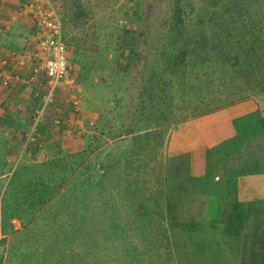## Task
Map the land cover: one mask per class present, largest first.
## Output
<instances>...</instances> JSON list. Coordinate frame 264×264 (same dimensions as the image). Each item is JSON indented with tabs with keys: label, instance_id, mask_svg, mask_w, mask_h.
Masks as SVG:
<instances>
[{
	"label": "trees",
	"instance_id": "1",
	"mask_svg": "<svg viewBox=\"0 0 264 264\" xmlns=\"http://www.w3.org/2000/svg\"><path fill=\"white\" fill-rule=\"evenodd\" d=\"M64 1L69 7L73 4L75 31L79 27L82 31L70 45L75 47L83 74L89 77L96 69L103 71L105 67H95L99 49L88 44L90 38L98 37L97 26L84 29L88 24L81 22L87 13L86 0ZM160 4L170 10L156 44L147 43L150 28L128 27L121 30L119 38L125 62L124 69H119L121 77L125 79L134 70L139 75V68H143L141 81L134 79L141 89L138 111L143 109L148 120L157 114L174 122L224 111L229 126L216 149L207 150V166L215 170L212 181L220 191L211 193L217 202L207 221L200 224L183 218L186 213L179 212V204L172 209L174 202L168 200L159 209L164 223L161 234L153 228L151 231L150 225L141 229L149 218V205L145 204V211L128 205L137 215L139 232L148 239L142 256L136 259L139 250L134 253L133 248L127 254L134 257L132 264H264V117L252 99L264 94V0H161ZM153 54L159 59L154 61ZM151 63L154 68L150 70ZM121 82L125 87L123 79ZM88 157L86 151L75 153V174L87 166ZM49 162L57 165L49 160L45 163ZM6 165L7 159L0 157V170ZM25 170L31 175L29 183L16 175L13 188H36L28 193L17 187L19 200L36 196L47 185L41 182L42 174L35 164ZM214 176L219 177L217 182ZM240 183L253 199L241 197ZM130 228L128 225L125 232L128 239ZM79 240L75 237V245L81 243Z\"/></svg>",
	"mask_w": 264,
	"mask_h": 264
},
{
	"label": "rangeland",
	"instance_id": "2",
	"mask_svg": "<svg viewBox=\"0 0 264 264\" xmlns=\"http://www.w3.org/2000/svg\"><path fill=\"white\" fill-rule=\"evenodd\" d=\"M53 1L59 9L62 21L65 23L64 32L71 41L78 32H82L79 30L80 27L75 31V23L73 22L75 15L71 9L73 4L70 3L69 7L67 1ZM160 2L161 0H86L83 1V4L87 6V13L81 17V22L88 24L84 29L97 26L98 37L90 38L88 44L92 48L96 46L99 49L98 55H95L97 58L95 67H105L103 71H98V69L92 71V75L89 77L83 74L84 87L89 94H95L96 103H103V100L108 97L110 99L124 94L125 96L123 95L121 100L116 101L115 108L121 105L124 111L125 107L126 114L123 117L114 118L111 113V121L113 122V119L118 120L117 126H120L123 119V122L127 124L129 133L133 130L144 131L151 128L155 132L154 137L165 135V131L157 130V127L165 126L175 119L169 120L171 117H167L168 120L166 121L161 119V115L153 114L151 120H148L143 116V109L141 113L138 111V98L141 89L138 81L134 79L141 81L143 68H139V75L138 70H134L125 79L123 75L121 77L119 69H124L125 62L121 59L118 43H120L119 38L123 34L121 30L130 27L140 30L150 28L151 34L147 43L155 42L156 44L160 30L167 25L166 19L170 10L168 5L162 6ZM20 29L23 28L17 25L12 30L13 36L7 37L6 41H14L15 39L19 41V35H23V31ZM71 51L75 55L73 48ZM156 58L159 59L157 55L153 54L152 59L155 61ZM151 66L153 67L152 63L150 70ZM144 78L145 75H143ZM122 79L125 87L121 82ZM252 97L260 106L264 117V94ZM165 114L168 115V113ZM107 115H109V111ZM183 120L177 119V122L174 123ZM108 125L105 122H100L93 130L94 134L91 140L103 146L105 139L99 135H102L104 131L107 132ZM119 128H113L112 131L116 133L113 132L112 134H117ZM108 132L111 135V130ZM141 137L145 141L146 139L149 140L151 136L144 135ZM118 153L126 158L130 155V149L124 144L118 149ZM70 156L69 154L61 158L52 156L46 160L36 158L32 161L25 159L14 169L13 166L11 167L13 159H10V162L7 161L8 165L1 170L0 264H132L134 257L127 254L128 251L132 248L134 253L135 250H139L136 259L142 256V250H144L148 237L147 239L144 238V235L139 232L136 226L137 215L131 210V206L129 209L128 205L122 202H128L129 205L141 204L135 206L136 211H145V204L149 205L151 211L148 209L150 212L146 213L149 218L145 220L141 229L144 230L143 226L149 229L150 225L151 231L153 228V230L164 234L162 228L164 223H161L162 217L159 215V209L165 206L162 202H165L166 198L167 201L174 202L171 205L172 209H175L177 204H181L179 212L184 211L186 213V215H181L183 218H192L202 224L207 221L209 210L217 202L207 193L220 192L218 185L212 181L215 170L207 166L203 175L204 179L196 183L189 182L187 176L178 173L169 171L167 174L164 173L167 176L166 182L161 183V194L164 196L162 198L159 196L160 192L157 191L158 187H155V192L152 191V197L147 198L151 192H145V189H142L143 182L141 181L136 182L139 186L134 187L132 193L128 191L125 196L119 198L117 196L119 185L117 182L111 181L108 174L106 177L103 174L108 156H105L104 153L99 154L94 159L87 161V166L81 168L76 174H73L75 173V157ZM48 160L57 163V165L52 166L50 162L45 163ZM209 160L211 162L210 158ZM34 163H37L35 167L38 173L42 174L41 182L47 185L40 188L36 196L28 195L25 199L19 200L15 193L20 187L13 188L16 175L20 176L19 178L22 177L26 184L29 183L31 175L27 173L25 168H29ZM171 164L174 165L173 169L177 168L175 166L177 165L176 161H171ZM211 166L216 165L212 163ZM32 170H34L33 167ZM21 172L24 174H20ZM157 183L158 181H156ZM124 187H126L125 182H123ZM183 187L188 190L177 189ZM11 188L13 189L11 190ZM35 188L36 186H23L20 190L26 189L30 193V190ZM196 189H202V195L198 192L195 194ZM106 192L112 195L111 198ZM189 192L195 195L191 197ZM165 196L167 197L165 198ZM109 201L114 202L116 207L111 205ZM21 205L26 206L20 208ZM128 225L131 226L130 229L132 230L128 234L129 239L125 233ZM75 237L81 240L80 244L75 245ZM150 238L155 242L157 241L153 236ZM172 255L174 256L173 250ZM169 258L171 259L170 256Z\"/></svg>",
	"mask_w": 264,
	"mask_h": 264
},
{
	"label": "crops",
	"instance_id": "3",
	"mask_svg": "<svg viewBox=\"0 0 264 264\" xmlns=\"http://www.w3.org/2000/svg\"><path fill=\"white\" fill-rule=\"evenodd\" d=\"M29 1L0 0V157L7 159L8 162L13 159L11 167L13 166L14 169L25 159L46 160L52 156L66 157L68 154L71 155L70 157H75V153L86 151L89 156L87 161H90L104 153L108 158L103 174L104 177L108 174L111 181L117 182L119 198L125 196L128 191L132 193L134 187L139 186L136 183L138 181L143 182L142 189H145V192H151L147 198L152 197L155 187H158L160 198L164 197L161 194V183L166 182L167 175L164 173L167 174L168 171L187 176L191 183L204 179L207 150L216 148L221 143L224 130L228 125L225 124L224 111L189 118L178 123L172 121L173 123L157 127V130L165 131V135L155 137V132L151 128L144 131L133 130L129 133L123 119L120 126H117L118 120L113 119L112 122L110 114L112 113L114 118L125 116V107L124 111L121 105L115 108L116 101L121 100L124 94L110 99L108 97L103 100V103H96L95 94H89L83 85L81 65L71 51L72 48L75 50V47L70 45V38L64 32L65 23L55 3L53 5L61 18L63 38L69 49L70 66L78 79L80 93L73 89L58 92L54 103L46 109L47 118L39 126L40 138L34 141L28 140L33 118L38 109L42 108L36 94L46 91L48 82L44 73H35L38 62L36 55L40 53L36 24L30 17L19 13L20 7ZM17 25L23 28L20 29L23 35H19V41L16 39L6 41L7 37L13 36L12 30ZM72 94L76 95L81 105L80 112H76L72 106L66 104L68 97ZM108 111L109 115H107ZM56 121H60V124ZM100 122L109 124L107 132L104 131L102 135H99L105 139L103 146L91 140L93 130ZM118 127H120L118 133L113 135V132L116 133L112 131L113 128ZM144 135L151 137L144 141L141 137ZM124 144L130 149V155L126 158L119 155L120 152L118 153V149ZM94 149L96 150L90 153ZM171 161H176V169L172 168L174 165ZM218 180L219 177H215V181ZM156 181H158L157 184ZM123 182L126 183L124 188ZM242 184H239L241 197L247 201L253 199V197L250 198L249 190L245 193ZM177 189L188 190L185 187ZM104 190L106 191V188ZM196 190L195 194L198 192L202 195V189ZM190 194L191 197L195 195L189 192ZM203 194L205 195L204 192ZM207 195L213 198L211 193ZM109 196L111 198L112 195ZM109 203L113 206L115 204L110 201ZM122 203L129 205L128 202ZM162 203L167 205V198ZM132 205L140 206L141 204Z\"/></svg>",
	"mask_w": 264,
	"mask_h": 264
},
{
	"label": "built area",
	"instance_id": "4",
	"mask_svg": "<svg viewBox=\"0 0 264 264\" xmlns=\"http://www.w3.org/2000/svg\"><path fill=\"white\" fill-rule=\"evenodd\" d=\"M53 3V0H30L19 10L21 15L30 17L36 24L40 53L36 55L38 62L35 73H44L48 80L46 91L36 94L42 108L38 109L33 118L28 139L31 141L40 138L39 126L47 118L46 109L54 103L58 92L73 89L80 93L78 79L70 66L69 49L63 38L61 18ZM66 104L80 112L81 105L75 94L68 97ZM56 123L60 124V121Z\"/></svg>",
	"mask_w": 264,
	"mask_h": 264
}]
</instances>
